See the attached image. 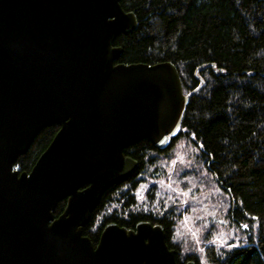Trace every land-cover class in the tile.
Here are the masks:
<instances>
[{"label":"water","instance_id":"1","mask_svg":"<svg viewBox=\"0 0 264 264\" xmlns=\"http://www.w3.org/2000/svg\"><path fill=\"white\" fill-rule=\"evenodd\" d=\"M137 26L120 0H0V264H177L159 225L110 223L96 245L82 233L104 191L138 166L123 149L167 148L203 87L184 94L170 62L117 63L116 37ZM54 124L19 172L17 156Z\"/></svg>","mask_w":264,"mask_h":264},{"label":"trees","instance_id":"2","mask_svg":"<svg viewBox=\"0 0 264 264\" xmlns=\"http://www.w3.org/2000/svg\"><path fill=\"white\" fill-rule=\"evenodd\" d=\"M120 4L135 14L138 26L116 37L114 46L123 50L117 63L170 62L177 68L184 94L202 83L203 87L189 98L178 138L173 137L167 148L141 140L123 149L138 166L104 191L83 235L96 245L110 223L134 229L149 222L162 227L177 264H264V0H120ZM58 129L55 124L44 127L29 150L17 156L14 167L29 172ZM181 141L190 146L194 164V175L185 186L208 192L210 199L213 191L218 193L212 203L224 200V219L235 230L239 247L209 245L200 253L179 226L180 198L166 201L157 186L147 192L151 203H139L137 191L149 178L165 172L164 165ZM65 204L62 200L56 205L55 218Z\"/></svg>","mask_w":264,"mask_h":264},{"label":"rangeland","instance_id":"3","mask_svg":"<svg viewBox=\"0 0 264 264\" xmlns=\"http://www.w3.org/2000/svg\"><path fill=\"white\" fill-rule=\"evenodd\" d=\"M191 152L190 146H185L182 141L177 144L173 149V156L164 165L165 172L156 179L149 178L137 191L136 197L140 204L151 203L147 195V192L151 190L150 186H157L160 195L165 194L168 202H171L169 201L171 196L179 197V226L193 238L200 253L209 245L223 249L237 245V234L224 219V200L212 203V198L218 193L213 191L210 199L207 197L208 192L200 193L199 189L194 186H185L191 178L190 176L194 175V164L190 158ZM189 189H191L190 192ZM181 193L185 194L181 195ZM213 223L215 228L206 233L205 229L208 228L206 225ZM210 241H214V243H210Z\"/></svg>","mask_w":264,"mask_h":264},{"label":"snow or ice","instance_id":"4","mask_svg":"<svg viewBox=\"0 0 264 264\" xmlns=\"http://www.w3.org/2000/svg\"><path fill=\"white\" fill-rule=\"evenodd\" d=\"M176 138H178V134H177V137ZM200 147H203V146L201 145ZM185 175H186V173H185ZM190 191H191V189H189V192ZM184 194L185 193H181V195H184ZM206 227H208L211 230L212 228H215V224L213 223L211 225H206ZM244 227H247V225H244ZM210 243H214V241H210ZM232 246L233 247H239L238 245H232ZM199 264H205V262L204 261H199Z\"/></svg>","mask_w":264,"mask_h":264}]
</instances>
